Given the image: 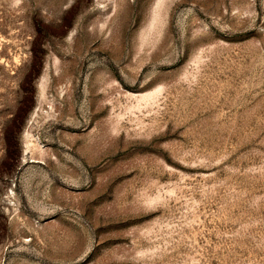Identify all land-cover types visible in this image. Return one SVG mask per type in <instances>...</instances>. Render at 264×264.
<instances>
[{"label":"rangeland","instance_id":"1","mask_svg":"<svg viewBox=\"0 0 264 264\" xmlns=\"http://www.w3.org/2000/svg\"><path fill=\"white\" fill-rule=\"evenodd\" d=\"M0 264H264V0H0Z\"/></svg>","mask_w":264,"mask_h":264}]
</instances>
